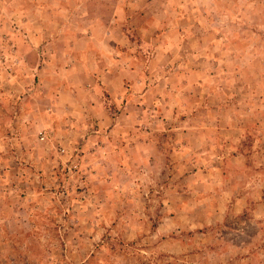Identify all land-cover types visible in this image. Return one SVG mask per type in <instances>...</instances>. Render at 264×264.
Returning <instances> with one entry per match:
<instances>
[{
    "label": "rangeland",
    "instance_id": "1",
    "mask_svg": "<svg viewBox=\"0 0 264 264\" xmlns=\"http://www.w3.org/2000/svg\"><path fill=\"white\" fill-rule=\"evenodd\" d=\"M0 264H264V0H0Z\"/></svg>",
    "mask_w": 264,
    "mask_h": 264
}]
</instances>
